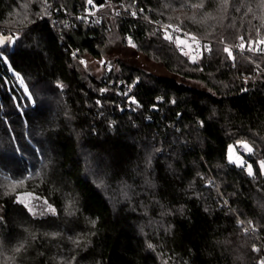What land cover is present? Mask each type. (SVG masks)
Listing matches in <instances>:
<instances>
[{"label":"trees","instance_id":"trees-1","mask_svg":"<svg viewBox=\"0 0 264 264\" xmlns=\"http://www.w3.org/2000/svg\"><path fill=\"white\" fill-rule=\"evenodd\" d=\"M199 3L0 0V264L264 261V51L236 47L264 41V4ZM123 6L138 16L107 15ZM157 22L212 51L193 63ZM129 38L172 76L87 68Z\"/></svg>","mask_w":264,"mask_h":264},{"label":"built area","instance_id":"built-area-1","mask_svg":"<svg viewBox=\"0 0 264 264\" xmlns=\"http://www.w3.org/2000/svg\"><path fill=\"white\" fill-rule=\"evenodd\" d=\"M135 13V15H133ZM94 14V13H92ZM108 16H120V17H131V18H136L137 12L136 11H131L128 7L123 6L121 9L118 11H113L112 13H108ZM158 29L162 30L164 35H170L175 42H172L168 40L169 42L175 43L180 52L182 53H188L191 58L195 57V59L201 58L207 51H203L202 46L205 44H208L211 46L213 45V41L209 39H203L200 37H196L195 41H192L190 39V35L188 32L181 26L168 22V23H156L155 24ZM171 25V27H168ZM187 34V35H185ZM183 42V43H182ZM253 48V49H263V45L261 43H254V44H246L245 43V49L241 52H245L247 49ZM255 53H260L261 51L256 50L253 51ZM231 152V159L237 164L239 169H242L243 171L247 172L249 174V169L248 166L251 165L248 156L250 151L248 148L245 147V141L242 139L237 140L234 145ZM251 170H252V175H250L253 178H257L256 173H254L252 165H251Z\"/></svg>","mask_w":264,"mask_h":264},{"label":"rangeland","instance_id":"rangeland-1","mask_svg":"<svg viewBox=\"0 0 264 264\" xmlns=\"http://www.w3.org/2000/svg\"><path fill=\"white\" fill-rule=\"evenodd\" d=\"M13 33H16V30H13L12 34ZM11 39V34H0V48H3L5 45H7V43H10ZM115 59H121L131 65L140 67L156 75L172 76V74L166 69V67L162 63L149 58L142 52L138 51L131 44H123L120 43L118 40L116 41L115 39L110 40V42H108L107 53L104 57L93 58L91 56H88L85 59V62L87 68L90 69L91 72L99 75L105 71L104 63ZM179 80L183 81V79L181 78H179ZM186 82L193 86H197L203 89L205 88L204 85L200 83L198 84L195 81ZM232 148L233 146H231L230 150H232Z\"/></svg>","mask_w":264,"mask_h":264},{"label":"snow or ice","instance_id":"snow-or-ice-1","mask_svg":"<svg viewBox=\"0 0 264 264\" xmlns=\"http://www.w3.org/2000/svg\"><path fill=\"white\" fill-rule=\"evenodd\" d=\"M88 2L92 3V0H88ZM221 4H222V6L226 7L227 4H228V0H221ZM262 4H264V0H262ZM190 6L193 7V8H201V7H203V0H201V3H199V4H192ZM133 15H135V13H133ZM168 27H171V25H169ZM185 35H187V34H185ZM164 39L170 40L172 42H175L170 35H165ZM190 39L192 41H195L196 37L195 36H191ZM239 39L241 40V43L239 45H237L236 47H238L241 51H243L245 49V43H244L243 37H240ZM220 43L224 44V41L220 40ZM259 43H264V41H259ZM129 44H131L133 47H135V45L132 44V41H131L130 38H129ZM202 49H203V51H207L209 53L212 51L211 46L208 45V44L203 45ZM248 50L249 51H256V50L264 51V49H253V48H249ZM223 52L226 53L229 58H231L233 60L235 59V57L233 56L231 47L228 46L227 44H225V46L223 47ZM184 54L187 55V53H184ZM192 60H193V63L196 62L195 61V57H193ZM81 63H84V61H81ZM103 91H105V89H101V92H103ZM132 102L136 103V101L134 99L132 100ZM245 147L248 148L249 151L252 150L246 143H245ZM230 162H231V160H230ZM260 167H261L262 170H264V161L260 162ZM248 169H249V175H252L253 173H252V170H251V165L248 166ZM22 182L23 181H18L17 183H22ZM44 203L47 205V201H45ZM29 211H32V208H29ZM47 211H50L53 214L55 213V209L52 208L50 205L47 206ZM21 247H23V245H21L20 247H17L15 249V251L19 252ZM261 264H264V261H261Z\"/></svg>","mask_w":264,"mask_h":264}]
</instances>
